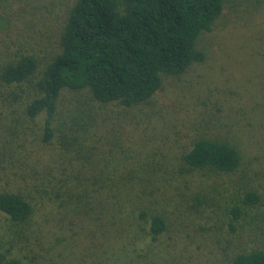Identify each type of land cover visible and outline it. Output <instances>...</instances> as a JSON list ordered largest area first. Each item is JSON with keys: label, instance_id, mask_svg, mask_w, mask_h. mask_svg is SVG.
Wrapping results in <instances>:
<instances>
[{"label": "trees", "instance_id": "obj_1", "mask_svg": "<svg viewBox=\"0 0 264 264\" xmlns=\"http://www.w3.org/2000/svg\"><path fill=\"white\" fill-rule=\"evenodd\" d=\"M225 2L0 0V264L159 262L171 231L219 264H264V170L240 135L217 133L205 103L188 132L137 127L163 76L205 59L197 42ZM130 111L133 148L117 125Z\"/></svg>", "mask_w": 264, "mask_h": 264}, {"label": "rangeland", "instance_id": "obj_2", "mask_svg": "<svg viewBox=\"0 0 264 264\" xmlns=\"http://www.w3.org/2000/svg\"><path fill=\"white\" fill-rule=\"evenodd\" d=\"M6 21L1 18L0 27H6ZM198 45L206 52L205 59L192 64L182 74L164 75L152 99L154 103L141 105L143 112L147 110L155 116L138 123L137 127L148 135H160L165 124H175L182 133L188 132L200 126L204 115L199 111L205 103L204 109L212 111L216 119L217 127L211 125L212 130L240 135L258 176L264 170V0H226L223 12L212 29L200 36ZM72 94L67 90L61 94L58 104L61 113L73 101ZM131 111L118 118L117 125L125 142L133 148L131 143H141L142 139L136 135ZM177 139L187 141L186 136ZM169 141L163 140V150L172 148ZM257 180L261 182L264 198V171ZM256 209L254 212L264 216V202ZM2 217L0 213V224ZM203 220L201 217L200 221ZM199 239L198 235L187 237L171 231L167 236L165 233L160 237L164 246L161 254L165 257L159 262L151 257L147 264H219L222 254L215 252L217 248L205 247ZM254 241L263 242L264 231ZM139 261L134 259L130 264H141ZM61 264L66 263L61 261Z\"/></svg>", "mask_w": 264, "mask_h": 264}]
</instances>
